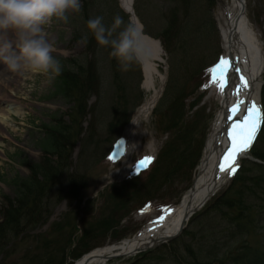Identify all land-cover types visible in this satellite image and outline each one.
<instances>
[{
  "label": "rangeland",
  "instance_id": "1",
  "mask_svg": "<svg viewBox=\"0 0 264 264\" xmlns=\"http://www.w3.org/2000/svg\"><path fill=\"white\" fill-rule=\"evenodd\" d=\"M80 3L79 11L68 13L67 23L53 19L43 28L46 38L54 45L52 55L65 61L62 70L75 72L73 65L77 63H95L99 82L95 92H87L84 96V92L75 90L73 85L70 97L57 96L53 93L55 80L49 82L46 75L28 71L8 72L2 55L9 53L0 54V77L4 78L1 79L4 86L0 88V108L5 109L8 105L11 109H20L19 115L10 114L0 119V223L10 206L18 204L17 196L23 194L16 186V180L23 182L33 176L43 181L39 190L43 204L34 208L30 217L18 225L5 224L9 227L3 233L0 264H38L48 258L56 260L61 254H64L62 264H73L72 261L84 251L131 238L148 218L145 215L137 218V210L132 211L135 203L144 197H152L150 208L161 212L171 204L180 203L189 191L203 157V144L220 107L210 74L201 85L203 91H195L194 86L201 76L204 77L205 67L210 64V69L218 54L223 52L217 22L221 0H133L143 33L160 40L162 45L161 61L155 59L159 71L154 76L155 88L162 86L161 75L166 74V79L156 105L137 131L141 143L132 156L129 175L135 172L139 160L147 156L153 158L150 152L158 153L159 165L163 157L170 160L177 152L174 159L178 157L179 163L169 174L163 166L170 161H163L152 182L139 183L143 176L132 181H119L118 170L123 159L111 164L108 150L114 138L127 130L134 113L152 90L143 84L141 63L121 71L117 60L109 54L110 46L99 45L87 27L88 15L90 19L103 16L106 27H111L115 17L119 16L122 24L114 37L124 27L132 25L129 16L120 10L119 1L80 0ZM245 11L260 35L264 51V0H246ZM85 34L93 38L90 48L83 40ZM12 41L10 35L0 36V49L5 42ZM12 47H15L14 43ZM80 69L84 74L77 78L82 81L86 69ZM199 93L202 94L199 98L202 106L187 113H191L187 119L192 120L188 123L189 129L196 126L194 145L191 148L187 142L182 144L185 136L188 141V134H183L166 147L165 156H160L165 140L175 132L167 129L171 127L169 124L179 120V107H174L172 114L171 107L180 104L182 95L191 99ZM260 95L264 98V72ZM190 101L186 104L187 109ZM129 117L130 122L126 120ZM54 127L60 128L61 132ZM51 134L58 138L62 147L58 157L39 150L36 145L40 137ZM258 148L264 154V125L253 147L256 151ZM253 149L242 160L238 173L244 180L262 171V168L251 167L255 158ZM56 166L57 175L53 170ZM33 171L40 172L35 176ZM128 171L124 180L130 178ZM236 178L231 186L232 179L228 180L172 240L130 257L111 259L106 264H220L239 244L264 243V192L261 198L255 193L260 198L258 202L245 187L236 185ZM245 184L252 187L249 179ZM101 185L104 187L96 193ZM261 188L264 191V185L259 189L255 187L254 191ZM238 189L240 202L250 209L241 222L249 219L250 223L243 236L232 238L230 228H235L236 224L232 225L234 221L222 202ZM110 220L114 222L110 223ZM72 242L75 245L79 242L72 248L74 251L71 250Z\"/></svg>",
  "mask_w": 264,
  "mask_h": 264
},
{
  "label": "bare ground",
  "instance_id": "2",
  "mask_svg": "<svg viewBox=\"0 0 264 264\" xmlns=\"http://www.w3.org/2000/svg\"><path fill=\"white\" fill-rule=\"evenodd\" d=\"M221 1L217 22L225 51L223 58L230 59L234 67L240 68V73L237 75L233 71L230 75V81L234 82V87L229 85L224 91L219 89L221 106L212 124V130L207 136L203 157L191 190L189 189L183 196L180 203L172 206L159 216H152L151 220L132 238L94 248L81 256L75 264H106L111 259L110 256L115 254L120 255L119 257H130L137 254L138 250L145 247L148 248L152 241L155 240L154 238L159 235L170 236L174 234L180 227L184 217L190 213L192 207H195L196 202L201 199L209 187L216 182L225 180L229 176L227 172L219 171V165L223 162L224 152L231 144L227 134L224 133L229 124H232V121H227L228 110L238 101H243V105L240 106V113L251 103H259V90L262 82V73L264 72V51L260 35L250 23L245 10L240 12L243 2L241 0ZM130 3H132V0H122L124 6L128 7ZM244 4L246 5V2ZM138 23L139 20H137L136 26H139ZM141 43L146 53L145 59L141 62L144 73L143 84L152 90V93L138 107L125 132V140L123 144L121 143V147L126 156L131 155L134 150L140 148L141 138L139 139L136 136L137 131L150 112L159 93V90L154 85V76L159 74L155 58L161 57L160 44L143 32ZM7 71L11 72L8 67ZM239 75L245 77L248 81V87L237 94L236 84L239 83ZM1 79L3 78L0 77V88L4 86ZM10 114L19 115L20 109L18 107L11 109L8 105H6L5 109L0 108V119H4V116ZM239 117L241 118L240 114L234 116L233 120L239 119ZM160 217H163V219L161 220Z\"/></svg>",
  "mask_w": 264,
  "mask_h": 264
},
{
  "label": "clouds",
  "instance_id": "3",
  "mask_svg": "<svg viewBox=\"0 0 264 264\" xmlns=\"http://www.w3.org/2000/svg\"><path fill=\"white\" fill-rule=\"evenodd\" d=\"M80 0H0V36H11L12 42H5L0 54L8 69L44 74L52 82L62 72L61 62L52 55L54 45L44 32V25L53 19L68 22V13L81 9ZM103 16H96L87 22L101 46H110V56L117 60L121 71H128L134 63L145 59L141 43V27L128 25L119 31L122 19L117 16L111 27L103 23ZM87 35L83 40L87 42ZM12 43L15 47H12Z\"/></svg>",
  "mask_w": 264,
  "mask_h": 264
},
{
  "label": "trees",
  "instance_id": "4",
  "mask_svg": "<svg viewBox=\"0 0 264 264\" xmlns=\"http://www.w3.org/2000/svg\"><path fill=\"white\" fill-rule=\"evenodd\" d=\"M189 1L190 0H186ZM86 6V5H85ZM123 13V12H122ZM87 20H90V16L88 15L86 17ZM111 21V18H110ZM109 23V21H108ZM168 24V23H167ZM168 29V27L166 28V30ZM165 30V31H166ZM89 32H91L89 30ZM93 42V38L92 37H88L87 39V44L88 47L90 48V44H92ZM102 50V49H100ZM61 65L62 67L64 66L65 62L64 60H61ZM73 68H75V72L73 71H66V73L64 74V70H62V76H57L55 78V84H54V90L53 92L55 94L64 96V97H70L71 93L73 92L74 88L75 90H79V92L83 91L84 92V96L86 95L87 92L89 93H93L96 90L99 89V82L97 81L98 79H96V69H95V63L93 62H88L86 64H80L77 63V65H73ZM80 68H85L86 69V77L82 80L79 81V79L77 78L78 76H82L84 74L83 69ZM67 74V75H66ZM66 75V77H65ZM70 80V81H69ZM82 84H81V83ZM73 85L75 86L73 88ZM264 100V98H263ZM161 105V104H160ZM174 107H179V109L177 110V115H179V120L176 119V122H174L173 124H169L172 128L173 131H175L174 133H172V136L168 139V141L165 143L160 156H165L166 151L168 148H166L169 144L172 145L174 143L173 139L177 138L178 136H182L183 134H188V141H187V137L185 136V139L183 140L182 144L186 145H190V147L192 148V146L194 145V133H195V129L196 126L194 124V126H191V129H189V124L192 120L190 121H185L184 120V112H183V102H182V96L180 98V104L179 105H173L171 107V114L173 113V109ZM130 118V117H129ZM129 118H127L126 120H128ZM194 122V121H193ZM54 130H57L58 133L61 132L60 128L54 127ZM177 132V133H176ZM37 147L39 148V150L51 154V155H57V157L60 155V150L62 149L60 141L58 140L57 137H55L54 135H47L45 137H40V139L37 140L36 142ZM59 146L61 148H59ZM178 147V146H177ZM182 148V147H180ZM185 151L187 150V147L185 146ZM184 151V152H185ZM60 152V153H59ZM254 155L264 158V154H261L258 150L256 151L255 149H253ZM194 154L196 156V151H194ZM177 155V152L176 154ZM174 155V156H175ZM180 154H178L179 156ZM174 156H172L169 159H167L166 157H163L160 161V165H159V161L155 164L154 168L151 170V172H149L147 179L149 182H152V178L154 177V175L156 174V172L158 173L159 169L162 168V162L169 160L170 162H166V165L163 166L165 168V171H167V173L170 174V171L173 170L174 168H176V164L179 163V158L177 157V159H174ZM67 159V158H66ZM195 159V158H194ZM69 162V160L67 161ZM56 163V161H55ZM174 163V164H173ZM173 164V165H171ZM251 167H259L262 168V171H260L258 174L253 175V176H249L247 179H249V181L252 182V187H248L246 186V181L247 179L244 180L243 177H241L239 174L236 178V185L245 187L249 193V195L251 194L252 196H256L255 198L258 199V202L260 201L261 196L263 195V188H261L259 191H254L255 187H257L258 189L261 187H263L264 185V166L260 165V164H256V163H250ZM57 165V164H56ZM159 167V168H158ZM158 168V169H157ZM53 170L55 172V174L57 175L58 172V166L53 167ZM158 170V171H157ZM40 171H37V174H39ZM33 174L36 176V171H33ZM50 176L52 174H49ZM41 176V175H40ZM43 177V176H42ZM75 177V176H72ZM17 182H15L17 187H20L23 191L22 195L17 196V201L18 204L15 205V207H11L9 208V210H7L5 215V218L3 219V221H1L0 223V232L2 230V232L0 233V247L1 245H4L3 240V233L5 234V232L7 231V227L5 224H9L12 226H16L18 225V223H20L22 220L26 219V217H30V213L32 212V210L34 208H36L38 205H42L43 204V198L41 193L39 192L40 187L42 186V182L43 181H39L38 179L36 180V178L29 177V179L24 180L23 182H20V180H16ZM233 185V184H232ZM76 189V188H74ZM22 192H20L21 194ZM255 193H258L260 195L259 196L255 195ZM240 189L236 190L235 193L230 194L227 196L228 200H225L222 202V205H224V207L226 208V210L228 212H230V216H231V220L234 221L232 225L236 224L235 228H233L231 226L230 230L232 229V231L230 232L232 238H237L239 236H243L242 234L245 233L246 231L249 230V226H246L250 223V220L247 219L244 223H242L241 221L245 218L244 214L246 212H248L250 209L248 207H246L245 205H243L240 202ZM20 198V200L18 199ZM33 214H35V211H33ZM34 217H36V215H34ZM32 220V218H31ZM243 225V226H241ZM255 245L251 244V243H247L244 242L243 244H239L236 249L232 250L229 254V257H226L222 263L220 264H264V243L261 244H257L254 243ZM228 254V255H229ZM227 255V256H228ZM56 259V258H55ZM217 262H219V259H217ZM63 263V256L61 255V257L57 258L56 260H53L52 258H48L46 261H39L38 264H62Z\"/></svg>",
  "mask_w": 264,
  "mask_h": 264
},
{
  "label": "snow or ice",
  "instance_id": "5",
  "mask_svg": "<svg viewBox=\"0 0 264 264\" xmlns=\"http://www.w3.org/2000/svg\"><path fill=\"white\" fill-rule=\"evenodd\" d=\"M213 73L212 79L218 83L221 91L229 86L230 75L234 71L237 75L240 73L239 67H234L230 59L221 58L214 68L210 69ZM239 83L236 84L237 94L242 89H247L248 81L243 75H239ZM243 105V101H238L229 109V115L227 119L232 121L231 127L227 131V136L231 141L223 155V162L219 165V171L227 172L229 175L234 174L237 171L238 164L236 160L239 154L246 152L251 146L256 137L257 131L261 125V110L256 103H251L245 107V111L240 113V106ZM241 115V119L233 120L234 116ZM123 144L124 142L121 141ZM124 151L121 150V155ZM110 161L116 160L113 155L108 157ZM152 157L147 156L139 160L136 164L135 171L138 174L141 169L147 168L152 162ZM162 220L163 217H160Z\"/></svg>",
  "mask_w": 264,
  "mask_h": 264
},
{
  "label": "water",
  "instance_id": "6",
  "mask_svg": "<svg viewBox=\"0 0 264 264\" xmlns=\"http://www.w3.org/2000/svg\"><path fill=\"white\" fill-rule=\"evenodd\" d=\"M126 11L130 12V13H131V16H132V18H133L134 20H136V19H135V17H134V14H133V12H132V11H129V10H126ZM133 19H132V20H133Z\"/></svg>",
  "mask_w": 264,
  "mask_h": 264
}]
</instances>
